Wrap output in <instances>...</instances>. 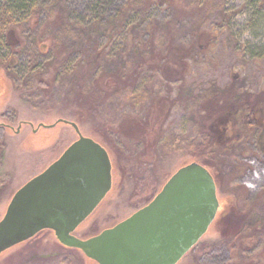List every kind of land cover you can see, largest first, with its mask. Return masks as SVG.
Instances as JSON below:
<instances>
[{"label": "rangeland", "instance_id": "1", "mask_svg": "<svg viewBox=\"0 0 264 264\" xmlns=\"http://www.w3.org/2000/svg\"><path fill=\"white\" fill-rule=\"evenodd\" d=\"M26 7L7 22L16 45L0 57V219L15 190L77 139L69 124L39 126L61 118L102 145L112 165L111 188L77 226L76 237L89 238L125 219L179 167L202 162L214 175L219 212L236 202L248 224L235 246L223 236L238 229L223 226L216 211L203 237L176 264H264V150L251 125L252 118L264 121V0H32ZM149 47L156 50L150 58ZM142 57L145 62H138ZM134 63L143 67L137 81L146 92L124 93L125 87L113 94V87L96 85L105 75L133 73ZM79 64L66 90L72 74L62 73ZM157 65L178 71L146 70ZM41 74L56 80L44 85L50 76ZM220 90L225 101L230 94L246 100L250 93L254 100L239 109L235 99L231 110L223 101L217 110ZM158 96L174 101L171 110L145 119V106ZM248 108L260 111L248 117ZM224 110L233 120L216 134L209 126ZM205 139L212 144L197 156ZM0 264L97 263L43 230L2 252Z\"/></svg>", "mask_w": 264, "mask_h": 264}, {"label": "water", "instance_id": "2", "mask_svg": "<svg viewBox=\"0 0 264 264\" xmlns=\"http://www.w3.org/2000/svg\"><path fill=\"white\" fill-rule=\"evenodd\" d=\"M78 137L11 196L0 219V254L51 230L57 241L97 264H176L213 221L218 202L209 171L197 162L178 168L145 206L86 239L73 232L112 185L104 147ZM39 124V126L52 127Z\"/></svg>", "mask_w": 264, "mask_h": 264}, {"label": "trees", "instance_id": "3", "mask_svg": "<svg viewBox=\"0 0 264 264\" xmlns=\"http://www.w3.org/2000/svg\"><path fill=\"white\" fill-rule=\"evenodd\" d=\"M29 4H32V0H5V3H4L5 7L0 9V13H1V22H0V57L3 55L2 51L4 49H8L9 47H12V46L16 45V41H14L15 31L13 29V26L9 27L7 25V22L12 20L16 15H18L19 11L23 10ZM160 37L162 39H165L164 35H162V33L160 34ZM148 51L150 53L148 58H150L151 56L155 55L154 51H156V50L152 49V47H149ZM145 59L146 58L142 57L141 60H138V62H141V63L143 62L144 63ZM163 60L164 59H162V61ZM10 61L12 62V61H15V60L13 58H11ZM89 63H92V62H89ZM89 63L87 62V64H88L87 67H88V69H91L92 64H89ZM157 64H158V62H157ZM76 66L77 65H75V66L73 65V67L68 68L67 70H64L63 73H62L65 78H68L69 74H72V76L69 77V81H67L65 83L66 90H67V88H69L72 85V83H74V79H73L74 76L73 75L75 74V72H77L81 68V64H79L77 67ZM130 66H133V70H134L133 73L129 74V72H128V73H120V74L114 73V74H110V75H105V76H103V77H105L104 82H102L100 80L99 81H95L96 85H99L100 88H103L104 91L108 90L110 87H113V94L116 93L118 88H119L118 91H122V90L125 89V87H126V90L124 91V93H132V94L138 93L139 94V93H141L140 91L142 89H144V91L146 92L145 87H142V83L137 81V78H138L137 69H139V68L143 69V67H141V65L139 63L138 64H135V63L134 64H130ZM146 70H149V71H152V72L158 70L163 75L164 74H168L169 71H178V69L170 70L169 67L166 66V65H157V67H152V68L146 67ZM51 75L52 74H45V75L41 74V77H40L41 79H44L45 77H49L50 76L46 80V83L44 85H50L51 82L56 80V76L57 75L56 76H52V77H51ZM130 76L134 77V79H133L134 81L131 79ZM33 85H35L34 81H33ZM217 93H218L217 95H224V97H219V99H220L219 103L216 104L217 106H219L217 110L222 109L221 106H222L223 101L225 102V104H227L226 108L231 110L232 108H234V106H233V104H231L229 102H231V101L235 102V99H237V101H238L237 104L239 105L238 106L239 109H246L247 106L245 104L250 102V100H254V98H252V93H250V95L248 94L249 97H247L246 100H242V99H245V98H243L244 96L241 95V94H230L229 93L230 96L231 95H236V96H231L230 97L228 95L227 98H226L227 101L224 100L225 99V94H224L223 90L217 91ZM83 94H84V92H83ZM140 97H141L142 100H145V98H146L145 93H144V95H141ZM89 99H91V97L86 94L87 102L89 101ZM170 99L171 98H168V97L161 98L159 96L155 97V98H152L150 100V102L145 106V109H144V110H146L145 111L146 114H144L145 119L148 116L156 117V115H158V116H160V115L162 116L163 114L167 115L168 112L171 110L172 104L174 103V101H172ZM208 99L211 100V98H208ZM214 100L217 101L216 98ZM203 104H202V106H203ZM206 106H209V104H206ZM199 107H201V104L199 105ZM205 110H207V109H205ZM205 110H204V112H207ZM230 110H224V111H228V112H225L224 114H223V111L216 114V116H219V118H216V120L209 126V129H211L212 132H216V134H217V131H218L219 128H221V125H224L229 120H233V117H230L231 116V114L229 113ZM237 115H238V112H237ZM225 116H226V118H225ZM217 119H218V121H217ZM221 121H223V123L220 124ZM246 121H247V119H246ZM69 122L74 123L73 121H69ZM216 122H218L217 125H215ZM243 123L244 122H241L240 124L244 125L245 123L244 124ZM251 125H254V123L251 122ZM222 128H223L222 131L225 133V136H226V134H227L226 130L228 131V129L226 127H222ZM238 135H239V133H238ZM159 136H160V133H159L158 137ZM158 137L156 138L155 143L153 144V146L158 141ZM212 138H213L212 136L209 137L210 140H212ZM223 143H224V146H225L226 141H223ZM211 144H212V141L207 142L206 139H205L203 141V143H200L199 145H197L198 149H200L201 152L197 153L196 155L197 156H201L202 152L205 149L208 150ZM199 163L202 164L203 166H205L206 168L209 167V165L207 163H202V162H199ZM257 256H258V253H257ZM251 260H252V258H251Z\"/></svg>", "mask_w": 264, "mask_h": 264}, {"label": "flooded vegetation", "instance_id": "4", "mask_svg": "<svg viewBox=\"0 0 264 264\" xmlns=\"http://www.w3.org/2000/svg\"><path fill=\"white\" fill-rule=\"evenodd\" d=\"M259 109L256 110H251L248 109L247 113L248 116L251 117V115L255 112H259ZM263 119L261 118H252V123H254V129L258 131V135H257V139H256V144L258 145L259 149H263L264 150V121H262ZM218 121V119H217ZM223 123V121L220 122V124ZM218 122L215 123V125H217ZM241 128V127H240ZM219 130H221V128H219ZM238 130V129H237ZM214 177V175H213ZM235 196L240 197L241 194L239 193V191H236ZM264 197V196H261ZM262 199V198H261ZM263 200V199H262ZM217 202H218V207H217V211L219 212L220 206L222 204L220 197H217ZM236 202L232 203L231 205L223 208V210L221 212H219V221L221 222V224H223V226H231V227H235L238 229L237 232H235V234L233 236H228L226 235L225 237L223 236V238H225V241L227 240V242H232V244H234L235 246H239V242L241 241V233H242V228L244 226H246L247 221L245 220H240L241 218H246L248 215V213H240L238 212V206L234 205ZM222 227V226H221ZM244 236V235H243ZM224 240V239H223ZM252 258V257H251ZM251 258H249L247 261H249L250 263H253L254 261L251 260ZM234 258H231V262H233ZM242 260L238 261L236 260L233 264H238L240 263Z\"/></svg>", "mask_w": 264, "mask_h": 264}]
</instances>
